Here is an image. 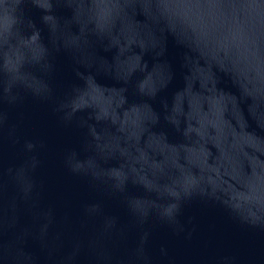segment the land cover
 Instances as JSON below:
<instances>
[{
	"label": "clouds",
	"instance_id": "obj_1",
	"mask_svg": "<svg viewBox=\"0 0 264 264\" xmlns=\"http://www.w3.org/2000/svg\"><path fill=\"white\" fill-rule=\"evenodd\" d=\"M20 3L0 0V100L15 103L20 93L47 100L61 126L79 131L81 154L66 150L63 164L72 175L119 198L139 229L132 253L136 261H148L145 223L182 232L178 217L194 201L216 207L239 228L264 232V162L248 158L245 165L240 159L242 145L252 144V138L237 134L224 119L231 111L243 129L236 98L218 90L214 75L230 79L251 99L249 112L264 127V0H31L47 43L41 28L21 19ZM57 8L66 14H57ZM169 43L189 71L170 100L160 101L163 119L182 138L175 143L152 130L159 117L148 103H128L125 96L134 73L139 74L131 80L138 96L154 99L165 89L172 72L167 60L158 58ZM97 47L110 53V60L97 55ZM60 51L84 70L74 68L75 82L62 98H53L47 77L53 53ZM99 75L120 86L98 82ZM40 146L24 142L30 155L13 175L24 201L33 196L28 173L38 165L33 153ZM83 211L98 215L100 205L86 204ZM37 219L35 236L51 248L58 238L46 240L51 210L39 212ZM114 228L115 219L105 216L100 235ZM24 235L5 245L13 264H33L16 247ZM78 248L77 243L73 254ZM159 253L167 256L163 245Z\"/></svg>",
	"mask_w": 264,
	"mask_h": 264
},
{
	"label": "water",
	"instance_id": "obj_2",
	"mask_svg": "<svg viewBox=\"0 0 264 264\" xmlns=\"http://www.w3.org/2000/svg\"><path fill=\"white\" fill-rule=\"evenodd\" d=\"M18 9L23 21L46 31L40 24V11L31 0H21ZM57 14H66L63 8ZM97 55L110 60L111 54L97 47ZM144 59L151 66L152 58L145 54ZM160 60H167L172 72V80L157 93L154 99L140 97L135 93L131 80L138 77L134 73L125 93L128 103H148L158 114V122L153 131L163 132L170 143L182 139L178 132L164 119L161 100L168 101L172 91L183 86V76L189 74L188 67H181L180 51L171 43L166 46ZM53 68L47 77L53 98H62L68 86L75 82L74 65L70 56L63 51L53 53ZM202 66V62H200ZM190 66V65H189ZM218 90L236 98L237 110L243 129L237 124L236 114L225 113L224 119L232 129L252 138V144L242 145L240 159L248 164V158L264 162V127L259 126L255 114L250 113V98L241 94L238 86L216 72ZM98 82L119 87L120 84L97 76ZM20 99L12 104L0 100V264H13L12 254L5 251V245L22 232V241L16 243L24 254L32 257L33 264H143L132 255L139 243V229L116 196L109 195L101 188L93 187L83 178L68 172L63 164L64 152L74 149L80 153L79 131L72 127L61 126L47 100H40L30 94L20 93ZM25 141L41 145L34 151L38 165L28 175L34 183L30 201L20 199L13 175L26 159L23 151ZM210 147V146H209ZM215 155L214 147L209 149ZM98 203L100 213L86 216V204ZM51 210L53 223L49 226L46 240L58 236L54 245L42 247L36 238L37 214ZM115 219V228L109 234L100 235L102 218ZM14 218V223L12 219ZM190 218V219H189ZM182 232L173 233L164 226L149 220L143 228L149 232L143 248L148 257L147 264H264V232L239 228L224 213L211 205L192 202L186 205L178 217ZM190 233V235H189ZM187 236V238H186ZM79 244L73 254V247ZM167 250L161 257L160 246ZM102 253L107 258L98 257ZM71 255L72 259L66 261Z\"/></svg>",
	"mask_w": 264,
	"mask_h": 264
}]
</instances>
